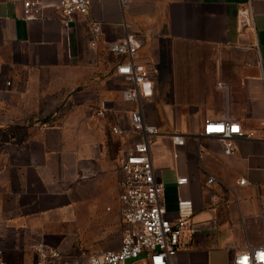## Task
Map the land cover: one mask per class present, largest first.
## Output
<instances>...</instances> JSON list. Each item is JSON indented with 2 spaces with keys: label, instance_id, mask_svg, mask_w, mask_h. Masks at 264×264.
I'll list each match as a JSON object with an SVG mask.
<instances>
[{
  "label": "crops",
  "instance_id": "obj_1",
  "mask_svg": "<svg viewBox=\"0 0 264 264\" xmlns=\"http://www.w3.org/2000/svg\"><path fill=\"white\" fill-rule=\"evenodd\" d=\"M46 2L41 21H25L21 0H0V251L6 264L35 259L38 242L59 250L61 260H79L68 254L74 237L101 232L119 215L120 163L133 143L113 134L111 125L127 123L135 104L122 100L127 83L104 44L126 33L139 43L134 60L157 71L142 109L162 133L149 139V149L164 208L174 217L178 199L193 205L188 249L174 264H231L238 251L260 246L264 0H131L123 12L118 0H90L88 14L76 15L68 31L56 0ZM243 12L248 25L240 22ZM91 22L101 31L93 48ZM120 100L124 111L113 108ZM224 118L254 134L236 139L233 155L224 154L219 138L201 135L205 121ZM171 133L181 134L184 144L172 143L165 135ZM210 175L216 180L208 184ZM180 177L187 181L178 185Z\"/></svg>",
  "mask_w": 264,
  "mask_h": 264
},
{
  "label": "built area",
  "instance_id": "obj_2",
  "mask_svg": "<svg viewBox=\"0 0 264 264\" xmlns=\"http://www.w3.org/2000/svg\"><path fill=\"white\" fill-rule=\"evenodd\" d=\"M118 1L123 12L131 0ZM47 5L46 0H21L22 18L25 21H41ZM56 7L62 16V28L68 31L76 15L88 14L90 0H56ZM240 22L244 25L250 23L246 12L241 14ZM100 35V25L91 22L88 30L90 47H96ZM138 48L137 39L130 33L104 44L108 54L118 57L115 72L127 83L122 89V100L135 104L127 112V129L119 126L113 128L115 133L136 136L132 148L120 163L119 214L124 229L118 249L93 253L79 260H61L59 250L47 248L38 242L33 247L37 257L26 264H174L176 254L187 251L193 205L190 200L178 199L174 217H169L164 208L161 198L163 184L155 178L149 149V139L162 133L144 120L142 109V100L152 96V75L157 71L134 60ZM102 113V110L97 112L98 115ZM165 135L177 146L184 144L181 134ZM201 135L219 138L224 154L233 155L236 152L235 140L251 138L254 134L243 130L239 122L224 118L205 121ZM215 180L210 175L207 183L211 184ZM186 181V177H180L177 184ZM244 184V179L238 181V185ZM262 236L263 243L260 246L238 251L231 264H264V228ZM0 264H6L1 251Z\"/></svg>",
  "mask_w": 264,
  "mask_h": 264
},
{
  "label": "rangeland",
  "instance_id": "obj_3",
  "mask_svg": "<svg viewBox=\"0 0 264 264\" xmlns=\"http://www.w3.org/2000/svg\"><path fill=\"white\" fill-rule=\"evenodd\" d=\"M124 103L120 100L119 104L114 105L113 108H117L119 111H124ZM126 113V111H125ZM125 115V114H124ZM115 126H119L122 129H127L128 123H116L111 125V132L118 136H123L126 143L132 145L133 138L129 134H118L113 131ZM122 137V138H123ZM129 147V146H128ZM123 224L120 219V214L113 218V221L104 227L101 232L94 234H77L74 241V247L68 250V254L71 257L83 258L89 254L100 253L107 250H115L118 248L121 237L123 234Z\"/></svg>",
  "mask_w": 264,
  "mask_h": 264
}]
</instances>
